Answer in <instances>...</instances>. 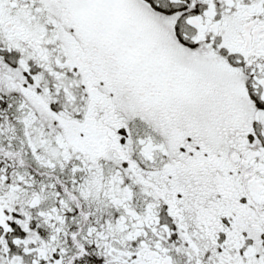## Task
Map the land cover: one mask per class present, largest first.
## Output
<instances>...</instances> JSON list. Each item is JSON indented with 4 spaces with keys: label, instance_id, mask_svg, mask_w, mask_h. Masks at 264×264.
Here are the masks:
<instances>
[{
    "label": "snow or ice",
    "instance_id": "1",
    "mask_svg": "<svg viewBox=\"0 0 264 264\" xmlns=\"http://www.w3.org/2000/svg\"><path fill=\"white\" fill-rule=\"evenodd\" d=\"M0 264H264V0H0Z\"/></svg>",
    "mask_w": 264,
    "mask_h": 264
}]
</instances>
